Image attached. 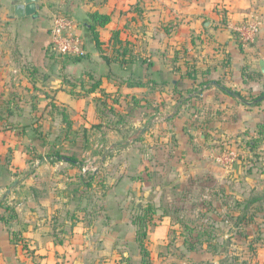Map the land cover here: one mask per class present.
I'll list each match as a JSON object with an SVG mask.
<instances>
[{"label": "crops", "instance_id": "1", "mask_svg": "<svg viewBox=\"0 0 264 264\" xmlns=\"http://www.w3.org/2000/svg\"><path fill=\"white\" fill-rule=\"evenodd\" d=\"M96 1L68 0L86 50L80 59L53 58L48 26H41L42 35L33 41V66L53 78L56 107L53 116L42 118L44 129L55 134L53 144L62 142L71 151L80 140L85 146L90 135L104 146L92 129L100 122L125 125L133 134L104 146L100 170L88 176L84 163L53 158L44 145L38 146L43 152L33 154L28 148L30 123L13 131L0 129V264H144L145 258L147 264H162L159 256L164 254L157 245L164 244L167 232L160 222L169 226L175 221L162 205L173 202L168 196L172 191L155 184V177L168 180L165 185L172 189L176 178L195 179L212 166L217 151L208 144L215 138L246 125L264 136V98L249 101L264 92V0H165L160 6L171 14L166 17L150 16L159 11L158 0H150L148 9L135 0L133 16L126 13L132 29L129 24L111 28L113 13L105 7L112 0L91 7ZM96 10L112 18L106 27L97 28L102 49L88 27V13ZM21 19L33 21L36 16ZM252 19L260 21V32L245 45L236 27ZM104 30H110L107 38ZM116 30L121 42L114 45ZM96 81L100 86L90 92ZM138 81L145 85H136ZM160 85L171 98L160 106L171 103L172 116L156 112ZM45 107L48 112L52 108ZM159 161L170 162L172 171H162ZM184 163L185 174L180 170ZM148 206L156 212L145 254L134 221ZM7 207L15 218H9Z\"/></svg>", "mask_w": 264, "mask_h": 264}, {"label": "rangeland", "instance_id": "2", "mask_svg": "<svg viewBox=\"0 0 264 264\" xmlns=\"http://www.w3.org/2000/svg\"><path fill=\"white\" fill-rule=\"evenodd\" d=\"M134 2L135 0H112L109 6H104L113 13L111 28L129 24L132 29L134 23L128 21L126 13H130L129 17L133 16ZM149 2L151 1L142 0L144 8L148 9ZM164 2L165 0H158L157 3L160 6V3L163 5ZM24 3L25 0H0V121L3 123L0 129L4 132L13 131L21 128L24 122L30 123L27 132L33 134V137L28 148L33 154L43 152L38 147L43 145L47 147V155L52 156L54 151L63 154L74 153L84 163L90 176L93 171L100 170V158L105 155L106 148L101 146L94 135H90L85 146L83 140L78 141L72 151L62 142L59 146L53 144L55 134L45 131L42 119L45 114L54 115L56 102L50 86L53 84V78L35 68L31 60V46L33 41H37L38 35H42L41 26L49 28L55 14L67 12L71 15V5L68 0H40V9L36 19L32 21L15 16V5ZM101 3V0H97L91 7H100ZM222 5L221 10H227ZM156 14L171 16L167 8L163 10L161 6L157 13H150V16ZM109 31H103L104 38L109 36ZM132 38H135V35H132ZM55 55L53 58H59ZM164 86L159 87L155 108L156 112L163 111L166 117L175 113L171 103L170 107L160 106L162 103L167 104L171 99L164 91ZM46 88L49 91H46ZM45 106L52 108L48 112ZM56 109L61 112L59 107ZM231 117L234 116L229 118ZM258 128L262 129L261 126ZM83 132L80 131L81 136ZM47 136L52 138L51 141L47 140ZM59 136L62 137L63 133ZM263 139L260 131L251 132L246 125L244 129L217 137L215 143L212 140L213 144H208L215 147L217 154L226 150L235 155L229 167L215 158L211 161L212 166L208 167V170L200 171L197 178L187 177L184 181L176 178L178 183L172 189L165 185L168 180L155 177V184L172 191L168 192V196L172 197L173 202L169 199V206L163 202L162 205L168 207V212L175 221L169 226L160 222V225L166 227L163 231L167 232L164 244L157 245L159 254H164L159 256L163 259L162 264H264ZM88 141L90 143H87ZM250 141H255L256 147L250 146ZM93 156L99 158L94 161ZM159 163L162 171H172L170 162ZM205 163L207 165L209 162ZM185 164L180 167L184 174L187 172ZM197 166L202 167L199 162ZM163 196L166 198V194L163 193ZM163 208L158 212L159 215ZM135 210L137 211V208ZM156 219L160 221L159 217ZM152 225L148 226L147 233L154 227ZM190 227L195 228L193 232H190ZM199 232L202 234L200 238L197 236Z\"/></svg>", "mask_w": 264, "mask_h": 264}, {"label": "trees", "instance_id": "3", "mask_svg": "<svg viewBox=\"0 0 264 264\" xmlns=\"http://www.w3.org/2000/svg\"><path fill=\"white\" fill-rule=\"evenodd\" d=\"M89 18L91 20V23L88 25L89 30L91 32L92 35V39L95 42L96 46L99 49H102V40L100 38V32L97 29L98 27H106L112 20L111 15L107 14V13H101L99 11H91L88 13ZM119 31L116 30L113 33V43L114 45H117L119 42H121L120 40V35H119ZM115 57H118V54L115 55ZM81 57H78L77 59H80ZM123 62V61H122ZM247 70L246 68L243 70V74H247ZM190 77L194 78V75H192L191 73H189ZM101 84L100 81H96L91 85V88L89 89V91H95V89H97V87H99ZM204 84V83H203ZM136 85H140L143 86L145 85V83L143 81H138ZM237 95H239L241 98L245 99L239 92H236ZM264 96V92L254 98H252L249 101H256L257 99H259L260 97ZM134 103L136 105H140V100L134 98L133 99ZM64 121L67 122V129L71 128V121L68 119V115L64 114ZM92 129L95 132H98L100 134V138L101 141L104 142V146H110L113 144L118 143L121 140H126L128 138H130L133 134L132 129L127 128L125 125H121V126H116V125H112L109 122L103 123H97L95 125L92 126ZM86 130H85V134H86ZM260 133H262L260 131ZM250 146L256 147V142L255 141H250L249 142ZM52 155L54 156V158H58V159H62L63 157H66L69 161L71 162H78L79 164H81V160L76 156V154L74 155H68V154H63L61 152H56L54 151L52 153ZM81 162V163H80ZM90 184V183H89ZM7 209H9L11 211V214L9 215V218L13 219L15 218L16 214L13 212V210L10 207H7ZM156 212V209L153 208V206H148L145 209V213L144 214H139L138 216H136L135 218V223L137 224L138 227V231H137V235L141 244V248L143 250V252H145V254H148V251L145 247V239L147 237V228L151 223V219L153 218V213ZM188 225V224H186ZM194 227H190L189 230L190 232L194 231ZM201 233L199 232V234H197L198 238L201 237ZM197 239V238H196ZM187 241V240H186ZM147 260L145 258L144 260V264H147Z\"/></svg>", "mask_w": 264, "mask_h": 264}, {"label": "built area", "instance_id": "4", "mask_svg": "<svg viewBox=\"0 0 264 264\" xmlns=\"http://www.w3.org/2000/svg\"><path fill=\"white\" fill-rule=\"evenodd\" d=\"M260 21L252 19L236 27L241 42L245 45L253 43L260 32ZM50 49L53 53L62 57L77 58L86 54L83 39L79 33L78 25L69 13L53 15L49 27ZM217 160L222 161L226 167L234 161L235 155L226 150L216 155Z\"/></svg>", "mask_w": 264, "mask_h": 264}, {"label": "water", "instance_id": "5", "mask_svg": "<svg viewBox=\"0 0 264 264\" xmlns=\"http://www.w3.org/2000/svg\"><path fill=\"white\" fill-rule=\"evenodd\" d=\"M39 0H25L24 4H17L14 8V13L17 18H23V17H30V16H36L37 11L40 8V4L38 3ZM262 71L264 72V65L262 67ZM233 95H235L233 92H231ZM264 98V96L260 97L254 102L250 103H257L261 101ZM11 191V189L8 190V193Z\"/></svg>", "mask_w": 264, "mask_h": 264}]
</instances>
